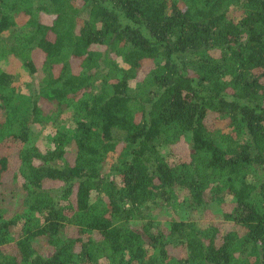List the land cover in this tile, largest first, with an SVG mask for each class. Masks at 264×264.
I'll return each mask as SVG.
<instances>
[{
    "label": "trees",
    "instance_id": "1",
    "mask_svg": "<svg viewBox=\"0 0 264 264\" xmlns=\"http://www.w3.org/2000/svg\"><path fill=\"white\" fill-rule=\"evenodd\" d=\"M10 58L0 264H264V0H0Z\"/></svg>",
    "mask_w": 264,
    "mask_h": 264
},
{
    "label": "rangeland",
    "instance_id": "2",
    "mask_svg": "<svg viewBox=\"0 0 264 264\" xmlns=\"http://www.w3.org/2000/svg\"><path fill=\"white\" fill-rule=\"evenodd\" d=\"M20 23L23 24V17L19 19ZM9 35H6L8 37ZM7 72L9 74H12L14 85H18V87H23L25 83L33 82L34 84H38L41 79V74H37L36 76H29L22 68L21 62H19L17 59L10 58L8 60L2 59L0 60V73ZM48 133H52L51 129H44L40 126H35L30 134V145L39 144L41 145V141L44 140V144L41 146L48 145L46 143L45 137ZM46 144V145H45ZM164 151H169V148H164ZM182 199L179 200L181 202ZM152 209L151 211H147L144 209V214L151 213V217L158 220L162 226L167 227L168 224H170L171 221L179 220L183 218H199L195 212H190L189 209H186L185 206H182L180 204H177L174 207L168 208L167 206L157 207V206H150ZM211 209L213 212L220 214L221 208L219 205L213 203L211 204ZM191 213V214H190Z\"/></svg>",
    "mask_w": 264,
    "mask_h": 264
}]
</instances>
